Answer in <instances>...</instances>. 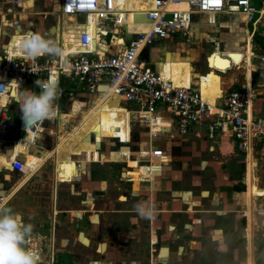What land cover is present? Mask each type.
Masks as SVG:
<instances>
[{
  "label": "crops",
  "instance_id": "0c3cea01",
  "mask_svg": "<svg viewBox=\"0 0 264 264\" xmlns=\"http://www.w3.org/2000/svg\"><path fill=\"white\" fill-rule=\"evenodd\" d=\"M36 1L38 0H18V2H15L14 0H0V8L6 10L5 13L2 12V14H0V38L3 34H11V42L7 46V50L11 56H23L18 48V45L20 40L28 33L15 32L13 34V30L10 28L4 30L3 24L7 23L5 16L10 13L18 14V12L22 15V13H25V10H27L23 7L24 2L27 4L28 10H31ZM133 1L134 0H131V3H134L136 8L145 10L151 6L152 0L137 1V3ZM252 4L256 7V9L262 10L261 15L257 13L258 15L254 23L248 22L246 16L240 12L230 14L221 12L215 14L214 16L206 14L194 15L191 34L183 36L186 39L185 41L172 42L173 39H171L172 36H170L159 43L155 42L148 46L144 51V61H146L153 70L161 71L167 77H183L184 75L182 74L181 68L186 66L188 70L186 75L187 82L183 85H190L193 89L202 92L203 99L210 103H214L218 97H221L232 90L251 88L254 95L252 112L256 118L264 119V60L259 58L260 52L264 49V0H252ZM65 23L66 22L63 24ZM146 26L147 23L129 24L128 39L131 40V38L135 35L134 32L142 30ZM15 27L17 26L15 25ZM13 41H15V45L13 44ZM112 42L120 43V41L115 38ZM92 43H94V41ZM205 45H209L211 48L210 51L204 55L202 51ZM216 52L223 56H227L229 53L235 52L242 53V59L239 63H232L228 69L220 70L211 65V58ZM203 56L207 71L201 73L202 69L198 67L197 58L200 57V59H202ZM208 58L209 60H207ZM174 65H179L180 69L175 68ZM62 84L65 86L68 94L70 95L69 99L73 97V94H81L79 97H84V99H87L88 97L89 100L87 99L85 102L72 101L70 107L67 109V112H63L59 115L60 122L58 125V141L54 146H52V149L42 152L41 155H36V153H38L41 147L45 145V140L47 138L49 139L48 136L50 135L51 137L56 133L52 132L54 130L52 126L55 125L54 121L57 118L52 121H46L45 124L50 123L48 131L44 128L45 124L36 129V132L39 133L38 137H34V133L31 131L25 135H20L18 138L9 137L0 141V175L1 177L3 176L4 179V183L0 184V190L2 193L6 191L5 186L7 185H9L10 190L13 191L11 194L14 192L17 193V191H19L28 182L32 174L39 170L46 162L52 160L51 162L55 167L56 183L63 185L61 194L64 197V202L72 204L74 203L72 195L74 191L73 186L77 184L76 177L78 175L79 165L83 168L84 163H82V161L85 160V162H87L85 163L86 173L82 176H86L85 178H87V176L94 177L99 175L98 169L101 168V165L93 162L100 161V155L97 148L102 137H106L107 139L117 138L118 140L120 139V143L124 142L123 144H125V141L128 140L127 135H130L131 133L129 132V128L131 127V112L133 111L131 104L124 102L113 95H108L103 101L99 102L100 98L98 95H90L79 89H74L73 92H71L69 87H75V85L66 81ZM70 92L72 94H70ZM15 93H17V89H15ZM61 101L59 103V111L61 108L60 105H62ZM88 103L90 106L84 107ZM144 114L149 115L148 113ZM156 115H158L161 118V121L166 125L156 128V131L159 128L160 130L155 134H151L149 132L151 139L150 144L148 143L149 146L146 148H148L147 151L150 148L162 150V154L165 155V160H162L161 163L156 161L160 164V166H162V171L155 174L157 179L153 182V190L146 193L148 196L147 199L157 200L162 204V208L166 206L169 211H179L183 217H185V215L190 216L191 223L198 222L199 224V222L203 221L200 218H195L194 213L196 211L199 213L203 211V209H201L202 206L199 208L197 203L201 202L200 200H202V202H206L207 197H210V194H212L211 200H213L215 206L220 209L218 214L224 215L227 214V212H236L237 207L235 201L239 191L232 190L233 194L231 199H226L227 202L225 203L224 194L225 191L229 190L227 187L218 189L216 184L214 188L212 187V189L209 187L202 189L199 192V196H196L195 190H183L184 188H181L184 183L181 177L183 171L189 170V172H193V165L196 158H199L206 152H215L217 148L216 141L218 138L222 137L224 133L226 135V132L233 133L232 130L230 128H225L222 130L217 129L215 131H210L208 126L210 121L209 119L206 123L201 122L194 124L188 133L181 134L178 132L173 116L168 111L161 109L156 112ZM9 117L13 122L10 114ZM159 120L160 119H158L157 124H160ZM69 121L70 125H72L71 128L67 127ZM167 123H170V125ZM140 124L144 125L142 121ZM159 134L161 135V139L157 144L159 146H156L155 143L152 142V139ZM93 138H95V140H93ZM232 140L234 142L233 146L235 149L234 153H232L233 156L244 157L245 163L243 162L242 172L244 175V183L246 184L248 156H246L243 151L238 150L234 136ZM222 148L224 150H227V148L229 149L228 146H223ZM224 150L221 152L225 153ZM259 154L264 160V140L256 143L253 147L251 156L254 163L252 170L253 178L255 177L257 156ZM16 155L25 161L29 155L42 159L39 166L32 169L34 171L20 182L19 180L13 181L15 179L12 178L16 174L5 169L6 166L9 167L10 161ZM119 157L123 158L124 161L126 158H129L128 154L126 155L123 152L120 153ZM103 160L109 161L108 156H103ZM128 162L130 163V166H136L135 161ZM204 162L206 163V167L204 168H212L213 164H211V160H201V164ZM67 169L69 171H74L75 174L69 175L67 173ZM155 169L156 168H151L150 165H143L141 167L140 174L150 175L148 170ZM110 175L113 177L112 173ZM133 176L137 177V174H133ZM192 177L194 178V175ZM204 177H206L205 174L203 178ZM105 178L107 179V177ZM255 178L257 179V177ZM238 182L239 181L237 180V183ZM241 182L242 180H240L239 186H243V183L241 184ZM202 183L207 185V181L205 180H203ZM83 184L85 185V183ZM37 190L41 194V190ZM32 193L34 192L32 191ZM184 193H188L189 195L184 198ZM50 205L52 208H50L49 215L52 218V224L54 222L53 213L55 212V210H53L54 202L52 200ZM38 207H41V210L38 211ZM67 208V212L70 214L73 213V209L69 207ZM231 208H233V210H231ZM46 210V204L33 207V212L30 214V218L28 220V223L33 225L32 232L37 233L38 230H42L43 220L40 221L41 225L34 227V216L36 218L41 217V219H43L46 215L43 213ZM261 213L264 214V211ZM243 215L245 216L246 213L244 212ZM70 220L75 222V218L72 217V215L70 216ZM170 224L173 223L170 222ZM186 226L191 227V225L185 224L184 227L186 228ZM252 228L253 227H251V229ZM215 231L216 229H214V232ZM43 233L45 232L43 231ZM61 241L63 247V245H66L70 240L69 237L64 236ZM114 255L116 256V254H113V257ZM49 264H51V262ZM66 264H74V262L70 261Z\"/></svg>",
  "mask_w": 264,
  "mask_h": 264
},
{
  "label": "built area",
  "instance_id": "2783aa9c",
  "mask_svg": "<svg viewBox=\"0 0 264 264\" xmlns=\"http://www.w3.org/2000/svg\"><path fill=\"white\" fill-rule=\"evenodd\" d=\"M137 1L144 0L133 2ZM59 12L62 22H66L61 25L60 56L50 60L44 55L30 61L9 55L7 49L0 54V141L28 133L21 115L18 123L10 120L9 102L16 100L8 85L14 83L18 92L29 81L51 80L53 76L62 90L58 106L68 93L62 84L66 81L76 87H69L71 92L79 89L90 95H114L128 102L151 134L160 130L152 131L150 127L152 121L161 120L156 112L164 109L173 116L181 134L209 119L210 131L230 128L236 147L248 157L254 145L264 140V119L256 118L252 112L251 88L232 90L209 104L202 92L190 85L176 84L143 59L146 48L157 40L175 34L190 35L194 15L240 12L254 23V14L261 15L262 10L256 9L252 0H152L145 10L136 8L131 0H59ZM140 15L146 21L137 19ZM144 23L149 24L147 30L134 32L131 40L126 38L129 24ZM114 38L120 43H113ZM259 58L264 60V49ZM102 87L107 89L103 91ZM143 156L150 164L164 159L157 148H150ZM6 168L19 176V182L31 174L26 161L18 155ZM12 192L10 188L3 193L0 190V203L8 205L15 194Z\"/></svg>",
  "mask_w": 264,
  "mask_h": 264
},
{
  "label": "rangeland",
  "instance_id": "374dc122",
  "mask_svg": "<svg viewBox=\"0 0 264 264\" xmlns=\"http://www.w3.org/2000/svg\"><path fill=\"white\" fill-rule=\"evenodd\" d=\"M5 11V9L0 8V14H2V12L5 13ZM257 15L258 14L255 13L254 18H256ZM5 17L7 23L3 24L4 30L10 28L13 30V34L15 32L40 33L46 36L47 38L56 40L58 42L59 47L61 48V25L63 22L59 12V0H38L35 2V5L31 10H25V13H22V15L18 12V14H7ZM15 25L17 27H15ZM10 35L11 34H3L0 38V54H2L3 51L7 49V46L10 44ZM171 39H173L172 42L186 40L185 37H183V35L181 34L172 35ZM161 41L162 40H157L156 42L159 43ZM210 48L211 47L209 45H205L202 51L203 54H207L210 51ZM46 56H48L50 60L56 58L54 56ZM197 61L198 67L202 69L201 73L207 71L204 56L202 59L198 57ZM22 88L31 89L33 92L36 93L40 91L39 87L33 81H29L26 84H23L20 89ZM80 95L73 94V97L69 99L70 95L67 93V95L63 97L58 117L54 121L55 125L52 126L54 129L52 132L56 133L51 137L50 135L48 136L49 139L47 138L45 140V145L41 147V149L38 153H36V155H41L42 152L52 149V146L57 143L59 138V115L63 112H67V109L70 107L72 101L85 102V100L88 99V97L87 99H84V97H79ZM89 106L90 104L88 103L84 107ZM8 113L12 116L13 122L18 123L21 112L16 101L11 100L9 102ZM132 113L133 111L131 112L132 121L131 127L129 128V132H131L130 141L127 143V146L132 148L135 153L139 154L137 160H143V165H148V159L144 156L140 157V152H145L144 149H148L146 147L149 146L148 143L150 144L151 136L149 134V129L144 125H141L137 115ZM203 122L206 123V120H203ZM49 124H45L44 126V128H46V131H48V127L50 126ZM67 127H72V125H70V121L68 122ZM233 136V133L226 132V135L224 133L222 137H219L216 141L217 148L215 152H206L205 154H202V156H200L199 158H196L195 163L193 165V172H189V170L183 171L181 177L185 185L183 183V186L181 188H184L183 190H195L196 196H199V192L202 189H206L208 187L212 189V187L214 188L216 184L218 189L227 187L229 190L225 191L224 194L225 203L227 202L226 199H231V196L233 194L232 190L239 191L235 201L237 211L232 213L227 212V214L224 215L218 214L220 209L215 206V203L213 202V200H211L212 194H210V197H207L206 202H202V200H200L201 202L197 203L198 207L200 208V206H202L201 209H203V211L200 213L197 211L194 213L195 218H200L201 220H203L202 222H199V224L198 222L191 223V218L188 215H185V217L180 216L178 217V219L172 218L173 220L171 219V221H173L178 226V232L181 234V236L184 235V237H187V240L179 239L178 246H180V250L176 243H174V245L172 244V251L174 252L170 255L169 258L167 257L164 260V264H246V257L248 255L247 252L250 246L248 244L249 240H251L252 242V263L264 264V214L261 213L262 211H264V196H258L252 200V212L254 211L252 213L253 228L251 239H248L247 216L245 215V217L243 215L244 212H247L245 194L247 186L244 183V175L242 172L243 162L245 163V161L243 156L234 157L232 154L235 151L233 146L234 142L232 140ZM160 139L161 135H156L155 137H153L152 142H154L156 146H159L157 144L158 142H160ZM100 144L114 145V147L116 148L121 145L120 142H118L115 138H105ZM223 146H228L229 149L227 148V150H224L222 148ZM137 148H140V151L137 150ZM222 150H224L225 153H222ZM131 154L128 157H131ZM163 160H165V155ZM201 160H211V164H213L212 168H204L206 167V163L204 162L203 164H201ZM51 161L52 160L46 162L38 170V172L33 175L28 180V182L19 191H17V193L13 195L8 204L9 207H11L15 212L19 213L22 216L25 223H28L30 214H32L33 212V189L41 190V196H43V198L40 199L42 200L46 199V197L44 196L49 197L50 190H55V188L57 189L56 193H58V195L56 194L55 200H59V198L61 197L60 192L63 185L56 183L55 167ZM256 163L257 167L255 169V177H257V179H254V183L258 190H264V160L262 159L260 154L257 156ZM128 164L130 165V163ZM121 167H124V165L122 164L120 168ZM133 168L134 166L131 170H133ZM204 174L206 175V177H204L205 179L203 178ZM193 175L194 178L192 177ZM233 177L236 178L234 179ZM12 179H15L13 181L19 180V176L14 175ZM203 180L207 181V185H204L202 183ZM237 180L239 182L240 180H242L241 184L243 183V186H239L240 184L239 182L237 183ZM1 183H4V179L3 176L1 177L0 175V184ZM9 188V185L5 186L6 190ZM52 196H54V193ZM51 200L54 202V198H51ZM40 202L44 204V202ZM231 210H233V208H231ZM116 217L115 224L117 225L118 222L121 220V217ZM37 219H40V221H42L41 217H38ZM126 223L127 221L125 222V224ZM185 224L191 225V227L186 226L185 228ZM187 229H192V232ZM214 229L222 230L221 238L214 239ZM43 235L44 233L42 230H38L37 233L32 232V235L28 238L27 243V246L29 248L33 250H35L36 248L39 249V252H37L39 256L38 264H46V257L44 256V253L46 251L44 247L45 243ZM29 239L32 240L29 241ZM32 242H36L37 247L29 245V243ZM167 244H169V242ZM40 248L42 250H40ZM153 264L159 263L155 262Z\"/></svg>",
  "mask_w": 264,
  "mask_h": 264
},
{
  "label": "flooded vegetation",
  "instance_id": "af4514ba",
  "mask_svg": "<svg viewBox=\"0 0 264 264\" xmlns=\"http://www.w3.org/2000/svg\"><path fill=\"white\" fill-rule=\"evenodd\" d=\"M127 136L128 140L125 144L121 142L117 148L114 145L105 144L98 146L100 161L93 162L101 165L98 176H87V178L82 176L86 173L85 163H87L85 160L82 161L83 168L79 165L77 184L73 186L74 203H65L62 194L59 200H54L55 212L52 224V218L49 215L52 208L50 203L51 198H56V194L58 195L57 189L50 190L49 197L44 196L47 210L43 213L46 215L42 219V231L45 232L43 235L46 251L44 256L47 264L50 262L66 264L70 261L74 264H153L155 262L164 264V260L174 252L172 244L176 243L178 246L179 239L187 240V237L181 236L178 232V226L171 221L172 218L178 219L182 215L181 212L169 211L166 206L162 208V204L157 200L147 199L146 193L153 190V182L157 179L155 174L162 171V166L158 162L151 164L148 162L151 168L156 169L148 170L150 175L140 174L144 161L137 160L139 154L127 146L130 135ZM105 138L102 137L100 143ZM119 140L117 139L118 142ZM137 150L140 151V148ZM121 152L128 156L132 154L131 157L126 158L128 160L124 161L119 157ZM143 152H140V157ZM105 155L108 156L109 161L103 160ZM128 161L136 162L133 170ZM122 164L124 167L120 168ZM37 172L38 170L34 175ZM133 174H137V177ZM32 191L34 192L32 208L42 206L40 201L43 202V200L40 198L43 196L37 189ZM53 193L54 196H52ZM187 195L189 194L184 193V198ZM141 202L155 206L154 216L151 219L142 218L137 213L135 205ZM67 207L73 209V213L67 212ZM39 210L41 207H38ZM71 215L75 218V222L70 220ZM116 216L121 217L117 225L115 224ZM37 218L34 216V227L41 225L40 219ZM64 236L69 237L70 241L62 247L61 240ZM29 245L37 247L36 242ZM178 248L180 250V246ZM35 251L39 252V249L36 248ZM113 254L116 256L113 257Z\"/></svg>",
  "mask_w": 264,
  "mask_h": 264
},
{
  "label": "clouds",
  "instance_id": "9594fccd",
  "mask_svg": "<svg viewBox=\"0 0 264 264\" xmlns=\"http://www.w3.org/2000/svg\"><path fill=\"white\" fill-rule=\"evenodd\" d=\"M15 45V41H13ZM18 48L25 60H36L44 55L58 57L62 53L58 42L40 33H28L19 42ZM40 91L22 88L15 93V100L21 112L25 130L32 131L34 137L39 133L45 120L52 121L58 117L57 101L62 94L58 80L35 81ZM142 218L151 219L155 206L143 202L135 205ZM33 225L25 223L22 216L6 203H0V264H38V253L27 246L32 235ZM222 237V230L217 229L214 239Z\"/></svg>",
  "mask_w": 264,
  "mask_h": 264
},
{
  "label": "bare ground",
  "instance_id": "6f19581e",
  "mask_svg": "<svg viewBox=\"0 0 264 264\" xmlns=\"http://www.w3.org/2000/svg\"><path fill=\"white\" fill-rule=\"evenodd\" d=\"M23 5V4H22ZM23 7L25 9H28V6L27 4L24 2V5ZM149 28V24L147 23V26L145 28H143L141 31H145ZM135 36V35H134ZM133 38V37H132ZM131 38V39H132ZM242 59V53H238V52H235V53H229L227 56H223L221 54H219L218 52H216L214 54V56L211 58V65L217 69H220V70H226L228 69L232 63H239L240 60ZM175 68L177 69H180V66L179 65H174ZM182 74L184 75L183 77L181 78H177L176 76H170L168 78H171L176 84L180 85V84H186L187 82V67L186 66H183L182 68ZM54 79V76L53 78ZM8 88L10 90V93L12 96H15V89H16V85L14 83H10L8 85ZM107 88L106 87H102L101 90H106ZM99 96V102L103 101L108 95H98ZM114 96V95H113ZM124 101V100H122ZM126 102V101H124ZM209 104H213V103H210L208 102ZM158 121V120H157ZM157 121H152V124H151V129L152 131H156V128H158L159 126H165L166 124L163 123L161 120H159L160 124H157L158 122ZM168 124V123H167ZM28 132H31V131H28ZM41 158H37L35 156H32V155H29L26 159V167L29 168L31 170V173L34 171L32 169L34 168H37L39 166V163L41 162ZM253 166H254V163L252 161V157L251 155H249L248 157V163H247V173H246V186H247V190H246V206H247V212H246V216H247V221H248V225H247V228H248V231H247V234H248V239H251V234H252V200L258 196H264V191H260V190H257L256 187H255V183H254V179L255 177L253 178ZM68 168V167H67ZM67 173L69 175H74L75 172L74 171H69L67 169ZM8 178V176H7ZM251 240H249V249H248V256H247V264H253L252 263V253H251ZM31 249V248H30Z\"/></svg>",
  "mask_w": 264,
  "mask_h": 264
},
{
  "label": "water",
  "instance_id": "95a60500",
  "mask_svg": "<svg viewBox=\"0 0 264 264\" xmlns=\"http://www.w3.org/2000/svg\"><path fill=\"white\" fill-rule=\"evenodd\" d=\"M137 19H142V20L146 21V18L144 17V15L137 16ZM126 38H129V34H126ZM99 145H100V143L98 144V146ZM6 170H9V168H6Z\"/></svg>",
  "mask_w": 264,
  "mask_h": 264
}]
</instances>
